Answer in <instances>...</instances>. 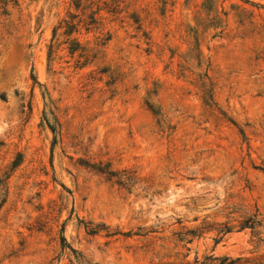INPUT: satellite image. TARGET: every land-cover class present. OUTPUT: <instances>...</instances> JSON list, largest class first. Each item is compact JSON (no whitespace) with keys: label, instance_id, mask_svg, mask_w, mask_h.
Segmentation results:
<instances>
[{"label":"rangeland","instance_id":"374dc122","mask_svg":"<svg viewBox=\"0 0 264 264\" xmlns=\"http://www.w3.org/2000/svg\"><path fill=\"white\" fill-rule=\"evenodd\" d=\"M257 213L264 0H0V264H264Z\"/></svg>","mask_w":264,"mask_h":264},{"label":"trees","instance_id":"16d2710c","mask_svg":"<svg viewBox=\"0 0 264 264\" xmlns=\"http://www.w3.org/2000/svg\"><path fill=\"white\" fill-rule=\"evenodd\" d=\"M264 220H259V214L253 215L252 217L246 219L245 221H242L239 225V231H244L246 229H251L252 233L254 235H261V232H258L257 230L263 226ZM233 230V227L231 226H225L220 230L219 234H229ZM224 262H227L226 264H253L249 259H243L241 257L237 259H231V258H224ZM245 261V263L243 262ZM243 262V263H242ZM255 264H262V263H255Z\"/></svg>","mask_w":264,"mask_h":264}]
</instances>
